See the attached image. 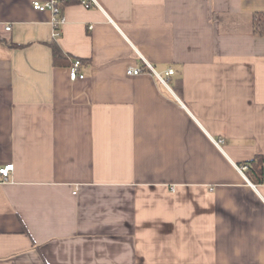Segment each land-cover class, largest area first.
<instances>
[{"label": "crops", "instance_id": "obj_1", "mask_svg": "<svg viewBox=\"0 0 264 264\" xmlns=\"http://www.w3.org/2000/svg\"><path fill=\"white\" fill-rule=\"evenodd\" d=\"M33 1L0 0V264H264L238 171L264 158V0L72 2L56 36Z\"/></svg>", "mask_w": 264, "mask_h": 264}, {"label": "built area", "instance_id": "obj_2", "mask_svg": "<svg viewBox=\"0 0 264 264\" xmlns=\"http://www.w3.org/2000/svg\"><path fill=\"white\" fill-rule=\"evenodd\" d=\"M59 2L60 0H48L46 2H40L38 0H34L32 2V7L34 9H37L39 11L49 10L52 13V25L54 28L53 36H56L58 34L57 28L59 25H61L64 22V17L61 14L60 8H59ZM78 3L83 5L86 8L92 7L96 4L95 0H78ZM10 27L7 26L5 29H9ZM144 67H128L126 69L127 74H139L144 72L145 70L150 71L154 73L162 82L165 83V79L161 77L158 73H156L152 67L149 65V63L145 62ZM81 65L80 59H74L69 67V78L71 80H74L76 78H82L83 75L79 73V67ZM174 70L172 68H168L165 71V75L173 74ZM216 146L220 147L223 143L222 139H217L214 141ZM14 165L13 163H6L4 165H0V177L1 181H8L10 179V173L13 170ZM246 166L245 165H239L238 171H240L242 174H244ZM245 175V174H244ZM251 186L254 187V184L249 182Z\"/></svg>", "mask_w": 264, "mask_h": 264}, {"label": "trees", "instance_id": "obj_3", "mask_svg": "<svg viewBox=\"0 0 264 264\" xmlns=\"http://www.w3.org/2000/svg\"><path fill=\"white\" fill-rule=\"evenodd\" d=\"M72 2H77L78 0H60L59 8L60 11ZM253 32L255 35H264V13L255 12L253 14ZM52 58L54 64H66L67 58L63 55L60 47L53 43L51 45ZM72 63V62H71ZM70 63V65H71ZM69 65V67H70ZM240 165H245L244 174L253 184H261L264 180V158L262 155H255L249 160L243 161Z\"/></svg>", "mask_w": 264, "mask_h": 264}]
</instances>
